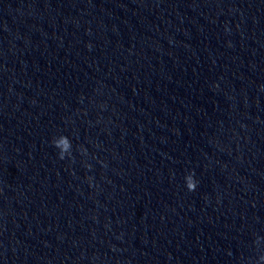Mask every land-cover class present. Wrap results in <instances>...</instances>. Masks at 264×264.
Returning a JSON list of instances; mask_svg holds the SVG:
<instances>
[{
  "label": "clouds",
  "instance_id": "1",
  "mask_svg": "<svg viewBox=\"0 0 264 264\" xmlns=\"http://www.w3.org/2000/svg\"><path fill=\"white\" fill-rule=\"evenodd\" d=\"M53 145L61 150V154L59 155L61 159L65 157L63 153L67 152L71 148V143L69 142L67 136L61 137L60 141L54 142ZM185 180L187 189L189 191H195L197 181L194 179V174H190L185 178Z\"/></svg>",
  "mask_w": 264,
  "mask_h": 264
}]
</instances>
